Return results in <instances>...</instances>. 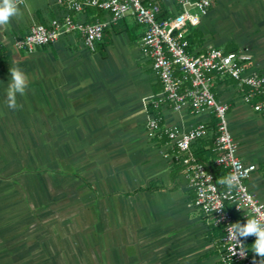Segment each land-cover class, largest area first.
Masks as SVG:
<instances>
[{"label": "crops", "instance_id": "0c3cea01", "mask_svg": "<svg viewBox=\"0 0 264 264\" xmlns=\"http://www.w3.org/2000/svg\"><path fill=\"white\" fill-rule=\"evenodd\" d=\"M65 1L25 0L22 16L0 26V264H222V230L190 204L194 190L167 134L146 127L149 115L180 129L214 125V115L158 100L161 83L132 15L105 27L92 49L78 31L32 50L15 46ZM156 1L167 12L180 7ZM104 14L86 6L74 17ZM187 38L196 52L245 47L264 72V0H213ZM11 67L29 78L15 111L6 105ZM212 83L229 105L238 154L257 163L248 186L264 203V109H253L264 92L246 101L235 78ZM213 136L197 145L203 158L208 146L215 152Z\"/></svg>", "mask_w": 264, "mask_h": 264}, {"label": "built area", "instance_id": "2783aa9c", "mask_svg": "<svg viewBox=\"0 0 264 264\" xmlns=\"http://www.w3.org/2000/svg\"><path fill=\"white\" fill-rule=\"evenodd\" d=\"M177 2L179 9L160 17L162 6L156 0H66L61 15L49 18L46 23L32 22L28 30L15 40V46L32 50L57 40L63 33L78 31L84 45L92 49L95 42L102 39L105 27L125 15H132L142 27L140 46L161 83L158 100L175 109L188 105L192 110H208L215 117L214 125L200 121L180 129L176 126L163 128L158 117L149 115L146 120L148 133L154 136L165 132L176 148L173 157L183 165L188 183L194 190L190 204L204 214L210 224L222 230V264H259L254 254L247 250L243 238L240 243L246 255H240L239 245L235 248L236 255L230 251L236 245L227 231L231 224L238 222L234 211L243 218L264 214V203L248 186V179L257 169V163L246 161L238 154L237 141L228 123L229 105L216 97L212 77L235 78L239 85L246 87L243 98L249 101L255 94L264 92V72L251 67L252 54L245 47L226 50L212 46L200 52L190 50L188 27L200 22L213 0ZM86 6L97 7L106 14L91 21L75 18L74 13ZM253 109L263 110L264 99L253 104ZM211 134L214 135V163L226 168L227 174L234 170V164L242 165L238 168L242 173L241 186L231 193L218 183L212 169L195 153L200 141ZM217 205L222 208L218 210Z\"/></svg>", "mask_w": 264, "mask_h": 264}, {"label": "clouds", "instance_id": "9594fccd", "mask_svg": "<svg viewBox=\"0 0 264 264\" xmlns=\"http://www.w3.org/2000/svg\"><path fill=\"white\" fill-rule=\"evenodd\" d=\"M25 0H0V26L2 30L11 25L13 19L22 16L21 5ZM11 80L8 83L6 90V105L9 109L15 111L21 108L22 105L17 103V95H25L29 84V78L25 72L19 67H11L9 69ZM242 165L234 164V170L226 176L219 179L218 183L225 187L228 193L233 192L241 186V171L238 170ZM254 170L255 166H251ZM211 179V177H209ZM251 200V197H249ZM218 210L222 207L217 205ZM229 238L236 242L235 247L230 249L233 255H236L235 248L239 245L241 251L240 255H246V250L243 244L240 243L241 238L255 236L253 243V252L261 259L259 264H264V214L248 216L246 222L241 224L239 222L231 224L227 229Z\"/></svg>", "mask_w": 264, "mask_h": 264}, {"label": "trees", "instance_id": "16d2710c", "mask_svg": "<svg viewBox=\"0 0 264 264\" xmlns=\"http://www.w3.org/2000/svg\"><path fill=\"white\" fill-rule=\"evenodd\" d=\"M162 6V5H161ZM88 7H92V6H88ZM96 11H102V9H99V8H97V7H93ZM97 13H100V12H97ZM167 14H169V12H167L166 10H164V8L162 7V10H161V12L159 13V16L161 17V16H165V15H167ZM226 49H236L235 47H231V48H226ZM215 120V119H214ZM211 136H212V134H211ZM210 147L211 146H208L207 147V149H209V152L207 153V155L205 156V158H203L202 157V154L200 153V149H198V150H195V153H196V155L201 159V160H203V161H205L206 163H208L209 165V167L212 169V171L214 172V176H215V178H216V180L217 181H219V179H221L222 177H224V176H226L227 175V169L226 168H223L222 166H219V165H217V164H215V163H212V159L211 160H208V157L209 156H214L215 155V152H213L212 150H210ZM238 212L237 211H234V214H235V217H236V219H238L239 217H238V214H237ZM213 227H216V228H218V229H221L219 226H214L213 225ZM255 239L256 238H253V237H251V236H249V237H247V238H243V241H244V243H245V246H246V248H247V250L248 251H251V250H253V243H254V241H255ZM255 257V256H254ZM255 259H256V257H255ZM259 261H260V259H259Z\"/></svg>", "mask_w": 264, "mask_h": 264}]
</instances>
